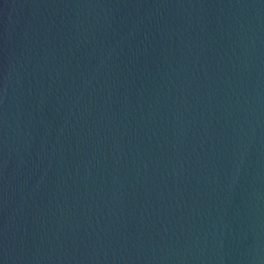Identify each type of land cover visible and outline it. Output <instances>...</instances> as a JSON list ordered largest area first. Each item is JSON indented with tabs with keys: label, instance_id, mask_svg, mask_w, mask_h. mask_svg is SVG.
Wrapping results in <instances>:
<instances>
[{
	"label": "water",
	"instance_id": "water-1",
	"mask_svg": "<svg viewBox=\"0 0 264 264\" xmlns=\"http://www.w3.org/2000/svg\"><path fill=\"white\" fill-rule=\"evenodd\" d=\"M0 264H264V0H0Z\"/></svg>",
	"mask_w": 264,
	"mask_h": 264
}]
</instances>
